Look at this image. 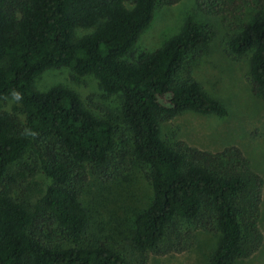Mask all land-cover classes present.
Instances as JSON below:
<instances>
[{
    "label": "trees",
    "instance_id": "obj_1",
    "mask_svg": "<svg viewBox=\"0 0 264 264\" xmlns=\"http://www.w3.org/2000/svg\"><path fill=\"white\" fill-rule=\"evenodd\" d=\"M179 1L0 0V264H148L150 252L192 249L195 234L183 220L218 238L207 264H238L262 247L264 179L243 150L163 135L162 123L186 111L228 114L192 64L212 31L190 15L163 46L129 58L158 2ZM196 1L239 21L228 47L237 58L250 54V90L264 101V0ZM249 10L256 17L246 21ZM54 68H69L75 80L96 77L107 98L120 94L131 142L118 148L106 107L97 111L63 84L40 90L36 79ZM135 161L153 190L135 218L136 261L108 239H85L83 200L89 166L109 177ZM39 174L45 181L34 180Z\"/></svg>",
    "mask_w": 264,
    "mask_h": 264
},
{
    "label": "rangeland",
    "instance_id": "obj_2",
    "mask_svg": "<svg viewBox=\"0 0 264 264\" xmlns=\"http://www.w3.org/2000/svg\"><path fill=\"white\" fill-rule=\"evenodd\" d=\"M247 12L250 15L246 21L256 17L254 11ZM190 15L207 25L213 33L210 45L193 57L195 76L212 96L225 104L228 114L220 116L186 111L162 123L163 135L165 138L177 137L193 146L212 151L237 145L264 179V101L250 90V54L237 58L228 47L230 37L239 25L238 20L230 23L229 18L223 14H214L199 7L196 0H180L171 5L158 2L152 21L140 35L133 56L129 58L137 57L144 50H155L163 46L179 32ZM56 84L76 90L97 111L100 112V107H106L112 112L119 131L118 148L123 149L121 139L131 142L130 133L119 119L120 94L107 98L96 77L88 75L75 80L69 68L50 69L36 79L40 90ZM14 104L10 100L6 108L10 110ZM131 163L117 168V172L111 171L110 178L103 174L100 167L89 166V181L83 191V200L90 213V226L85 239H108L111 245L136 261L139 252L132 240L135 218L151 204L153 190L144 174L146 167L138 161ZM44 179L45 176L39 174L34 180L42 182ZM38 193V189H30V200L33 203L40 197ZM182 225L192 229L195 234L192 249L163 256L150 252L148 264H207L218 238L189 221L183 220ZM260 225L264 234V196ZM238 264H264V242L255 254L242 259Z\"/></svg>",
    "mask_w": 264,
    "mask_h": 264
}]
</instances>
